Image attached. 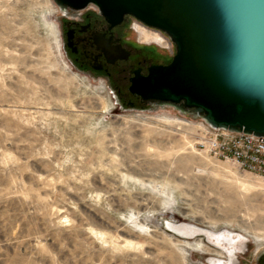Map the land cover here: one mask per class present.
I'll return each mask as SVG.
<instances>
[{"label": "rangeland", "instance_id": "obj_1", "mask_svg": "<svg viewBox=\"0 0 264 264\" xmlns=\"http://www.w3.org/2000/svg\"><path fill=\"white\" fill-rule=\"evenodd\" d=\"M63 13L0 0V264H212L235 240L233 264H257L264 177L217 157L200 117L122 108L68 59ZM130 30L175 55L149 43L156 30Z\"/></svg>", "mask_w": 264, "mask_h": 264}, {"label": "water", "instance_id": "obj_2", "mask_svg": "<svg viewBox=\"0 0 264 264\" xmlns=\"http://www.w3.org/2000/svg\"><path fill=\"white\" fill-rule=\"evenodd\" d=\"M54 1L63 12L94 4L114 24L133 16L170 38L171 62L132 78L130 91L145 103L264 137V0Z\"/></svg>", "mask_w": 264, "mask_h": 264}, {"label": "flooded vegetation", "instance_id": "obj_3", "mask_svg": "<svg viewBox=\"0 0 264 264\" xmlns=\"http://www.w3.org/2000/svg\"><path fill=\"white\" fill-rule=\"evenodd\" d=\"M133 19L128 16L122 23L114 24L94 4L82 10L69 9L61 16L64 48L72 65L94 78H101L122 108H150V104L130 91L132 78L136 71L146 76L150 67L168 65L172 59L170 53L156 46L142 45L140 39L133 38L130 30ZM145 27L168 38L162 31ZM118 51L126 57H118ZM209 249L207 253L215 254ZM257 264H264V256Z\"/></svg>", "mask_w": 264, "mask_h": 264}, {"label": "built area", "instance_id": "obj_4", "mask_svg": "<svg viewBox=\"0 0 264 264\" xmlns=\"http://www.w3.org/2000/svg\"><path fill=\"white\" fill-rule=\"evenodd\" d=\"M140 24L142 23L135 19L132 28L138 31ZM166 39L168 40L167 45L165 42L162 44L157 41H149V43H156L171 50L170 46L174 44L169 37ZM206 125L208 144L217 157L232 161L241 171L264 177V137L225 129H214L210 125Z\"/></svg>", "mask_w": 264, "mask_h": 264}, {"label": "bare ground", "instance_id": "obj_5", "mask_svg": "<svg viewBox=\"0 0 264 264\" xmlns=\"http://www.w3.org/2000/svg\"><path fill=\"white\" fill-rule=\"evenodd\" d=\"M142 28H146L144 25H142V24H140L139 25V27H138V31H140V30H142ZM163 36V35H162ZM164 37V36H163ZM157 38L159 39V40H155V41H157V42H160V43H162V44H164V42L166 43V45L168 44L167 42H168V40L164 37V38H162L161 39V36H159V35H157ZM165 45V46H166ZM172 223V222H171ZM169 224V226H171V228H173L174 230H180V228L178 227V226H176V224H174V223H172V224ZM194 228V231H193V234H195V233H197V232H200L201 233V231L202 230H200L198 227H193ZM203 232H205L206 234H208L209 236H210V238L211 237H213V236H216L217 237V239H219V237L220 236H224V237H231V239L232 240H234V239H236V237L238 236V235H234V233H231V232H229V231H227V232H223V233H216V232H213V233H209V232H207V231H203ZM230 239V240H231ZM186 240V239H185ZM191 240V239H190ZM202 240V239H201ZM203 241V240H202ZM236 241L237 240H235L233 243H231L230 245H228V246H223L222 245V247H223V250L229 255V260L227 261V260H223V259H210V261H211V263L212 264H233L234 263V260H235V257H236V253H237V245H236ZM196 244L197 245H195L197 248L199 247L200 249L202 248V250H205V251H208V249L206 248V247H204V245L203 244H205L204 242H203V244L201 243V241H197L196 242ZM201 245H203V246H201ZM206 245V244H205ZM221 245V244H220ZM201 246V247H200ZM207 246V245H206ZM210 248V247H209ZM214 252H215V254L214 255H217V256H219V257H222V255H224L225 253L222 251H217L216 249H212ZM203 253H207V252H203ZM224 253V254H223ZM213 254V253H212ZM226 258V257H225ZM210 261H208V262H210Z\"/></svg>", "mask_w": 264, "mask_h": 264}]
</instances>
